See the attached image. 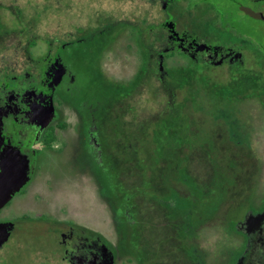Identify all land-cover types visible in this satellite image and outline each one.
Returning a JSON list of instances; mask_svg holds the SVG:
<instances>
[{
    "label": "rangeland",
    "instance_id": "rangeland-1",
    "mask_svg": "<svg viewBox=\"0 0 264 264\" xmlns=\"http://www.w3.org/2000/svg\"><path fill=\"white\" fill-rule=\"evenodd\" d=\"M30 1L39 8L40 36L53 29L64 34L65 6L70 1L77 25L97 8L114 13L116 20L107 25L122 31L106 37L103 28L80 43L81 48L94 44L98 53L87 74L94 72L103 80L93 98L102 97L107 106L123 109L129 104L128 109H136L129 129L137 138L145 137L140 161L129 172L118 168L125 172L117 176L120 183L110 179L106 169L97 179L94 164H81L80 127H75L72 115L78 113L64 103L55 109L47 93L50 103L39 115L40 126L67 119L70 127L61 134L67 146L60 154L41 149L39 159H32L30 165L26 159L22 184L7 202L19 190L28 193L4 208L26 213L49 210L56 219L66 217L99 231L115 250L107 264H140L139 256L157 264L241 262L250 248L247 232L257 230L264 216V102L261 106L257 99H224L223 90L199 82L195 69H180L171 62L168 75L166 67L159 69L161 83L154 84L152 91L145 86L140 79L144 47L124 22L144 0ZM28 12L32 13L30 7ZM124 199L133 206L123 204ZM128 215L138 221L132 239L125 237L123 228ZM130 241L140 249L138 254L128 249Z\"/></svg>",
    "mask_w": 264,
    "mask_h": 264
},
{
    "label": "flooded vegetation",
    "instance_id": "flooded-vegetation-1",
    "mask_svg": "<svg viewBox=\"0 0 264 264\" xmlns=\"http://www.w3.org/2000/svg\"><path fill=\"white\" fill-rule=\"evenodd\" d=\"M71 5L70 1L65 6L68 24L64 34L53 29L40 36L36 31L40 12L33 1L22 5L18 0H0V171L4 160L27 159L30 165L32 159H39L41 149L60 154L66 148L61 134L70 127L67 119L40 126L39 115L50 103L46 97L50 93L55 109L64 103L78 113L72 115L75 127H80L81 164H94L97 179L106 169L107 176L116 180L125 173L118 170L120 166L129 172L140 161L145 134L137 138L131 133L136 109H128L129 104L120 109L117 104L107 106L102 97L93 98L103 80L94 72L89 76L87 68L98 53L94 44L81 48L80 43L94 31L107 28L102 34L112 37L122 28L107 25L116 17L104 8L84 14L85 22L77 25ZM29 7L31 14L26 13ZM132 12L123 21L144 47L140 79L151 91L162 82L160 67H166L168 75L167 63L171 62L180 69H195L199 82L223 90L224 99H257L262 106L264 0H144ZM27 193L19 190L0 208V264H107L115 250L99 231L66 217L56 219L49 210L26 213L4 208ZM123 204L129 205L127 199ZM137 223L136 218L126 217V238L132 239ZM256 228L247 232L250 248L236 264H264V216ZM128 245L132 254H138L135 243ZM139 259L140 264H157L151 258Z\"/></svg>",
    "mask_w": 264,
    "mask_h": 264
},
{
    "label": "water",
    "instance_id": "water-1",
    "mask_svg": "<svg viewBox=\"0 0 264 264\" xmlns=\"http://www.w3.org/2000/svg\"><path fill=\"white\" fill-rule=\"evenodd\" d=\"M4 162V167L2 166L0 171V207L7 202L10 193L22 184V179L20 177L23 176L26 169L25 160L23 162H18L16 159L10 162L4 160ZM18 180L20 181L17 182Z\"/></svg>",
    "mask_w": 264,
    "mask_h": 264
},
{
    "label": "trees",
    "instance_id": "trees-1",
    "mask_svg": "<svg viewBox=\"0 0 264 264\" xmlns=\"http://www.w3.org/2000/svg\"><path fill=\"white\" fill-rule=\"evenodd\" d=\"M53 137H54V136L51 137L50 142H51V140L53 139Z\"/></svg>",
    "mask_w": 264,
    "mask_h": 264
}]
</instances>
